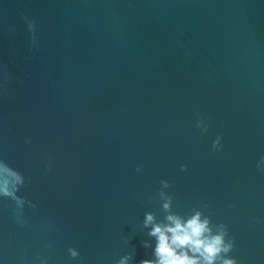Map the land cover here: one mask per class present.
<instances>
[{
    "label": "water",
    "instance_id": "95a60500",
    "mask_svg": "<svg viewBox=\"0 0 264 264\" xmlns=\"http://www.w3.org/2000/svg\"><path fill=\"white\" fill-rule=\"evenodd\" d=\"M0 63L14 97L0 93V159L36 205L21 226L0 199V264L149 258L162 179L174 211L204 202L227 225L237 264H264V0H0Z\"/></svg>",
    "mask_w": 264,
    "mask_h": 264
},
{
    "label": "clouds",
    "instance_id": "9594fccd",
    "mask_svg": "<svg viewBox=\"0 0 264 264\" xmlns=\"http://www.w3.org/2000/svg\"><path fill=\"white\" fill-rule=\"evenodd\" d=\"M20 18L26 25L29 48H39L35 21L29 19L23 12L20 13ZM7 31L11 35L16 29L10 25ZM12 80L13 75L8 71L7 65L0 63V93L9 100L14 99L9 92ZM195 127L201 133L208 130L207 123L200 117L197 118ZM221 139L222 137L217 135L212 141L213 151H221ZM25 143H31L29 138L25 137ZM261 165H264V156L260 157L256 165L257 169L264 171ZM51 168L52 162L48 160L45 170L50 171ZM141 170L140 166L135 169L136 172ZM180 171L186 172L187 165L181 164ZM25 183L26 178L22 173L0 159V199L13 202L14 215L21 226L23 220L20 210L25 205L32 209L36 207L31 201L17 195ZM159 185V190L150 201L159 204L160 215L158 216L157 212L147 211L141 223V228L146 230L147 236V239L142 241V246L151 250L150 257L139 260L137 264H237L236 258L230 255L235 248V237L230 235L224 223H213L210 211L205 214L204 209H208V204L201 202L199 208L194 207L189 213L180 214L173 210L174 197L166 191L171 187L170 183L162 179ZM232 207L234 206L229 205V208ZM52 246L49 242L45 248L51 250ZM67 253L72 260H78L80 257L79 251L74 247H69ZM35 259L39 264H49L47 256H37ZM132 259V254L128 253L121 256L114 264H130Z\"/></svg>",
    "mask_w": 264,
    "mask_h": 264
}]
</instances>
